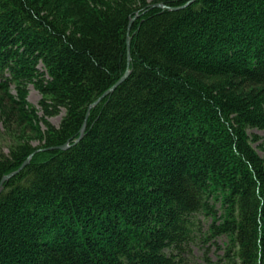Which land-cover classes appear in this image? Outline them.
Listing matches in <instances>:
<instances>
[{
  "label": "trees",
  "instance_id": "16d2710c",
  "mask_svg": "<svg viewBox=\"0 0 264 264\" xmlns=\"http://www.w3.org/2000/svg\"><path fill=\"white\" fill-rule=\"evenodd\" d=\"M187 1L0 0V264H264V0Z\"/></svg>",
  "mask_w": 264,
  "mask_h": 264
},
{
  "label": "water",
  "instance_id": "95a60500",
  "mask_svg": "<svg viewBox=\"0 0 264 264\" xmlns=\"http://www.w3.org/2000/svg\"><path fill=\"white\" fill-rule=\"evenodd\" d=\"M195 0H188L184 5H181V6H177V7H166L165 5H162V4H155V5H152V7H156V8H162V9H169V10H179V9H182V8H185L187 7L188 5H190L191 3H193ZM135 17L130 21L129 23V26H128V29H127V36H126V49H127V66H126V71L125 73L121 76V78L113 85L111 86L107 91H105L97 100H95L93 102V104L91 106H89L88 110L90 108H92L93 106L97 105L104 97L112 94V92L123 82L126 80V78L128 77L129 75V67H130V61H131V57H130V47H131V37H130V29H131V25L134 21ZM85 128V123L83 124V127L81 129V133L83 132ZM81 138V136L77 139V141ZM68 147V144H65L63 146H60V147H57L56 149H60V150H63V149H66ZM52 149V148H51ZM50 150V149H48ZM41 150H37L35 151L34 153L36 152H39ZM33 153V154H34ZM32 154V155H33ZM31 156H29L24 162L23 164L19 167L18 170L16 171H13L11 173H9L8 175L4 176L3 179L1 180V183H0V190H1V184L8 180L10 177H12L13 175H15L18 171H20L21 169H23L29 162V160L31 159Z\"/></svg>",
  "mask_w": 264,
  "mask_h": 264
},
{
  "label": "rangeland",
  "instance_id": "374dc122",
  "mask_svg": "<svg viewBox=\"0 0 264 264\" xmlns=\"http://www.w3.org/2000/svg\"><path fill=\"white\" fill-rule=\"evenodd\" d=\"M12 94H15L13 91H11ZM40 98H41V95L40 93L34 89V87L32 85H29L27 86L26 88V102H27V105L29 108L33 109L34 111L37 112V115H41V111H40V108H39V101H40ZM62 117V113L59 115V116H56V117H52L49 119V121L57 126L60 122V119ZM255 132L256 134H258L259 136H263L262 132L260 131H253ZM36 144V143H34ZM6 146L5 143H3L1 140H0V146ZM253 146L256 148L257 146V143H254ZM259 153L261 155H263V152L259 151ZM223 240H218V244H222ZM195 256L197 257V264H207L206 262H204L203 260V250H200V249H195V252H194ZM219 253H217L216 249H215V246H212L210 247V250H209V253L207 255V258L210 259V264H216V260H217V255Z\"/></svg>",
  "mask_w": 264,
  "mask_h": 264
}]
</instances>
